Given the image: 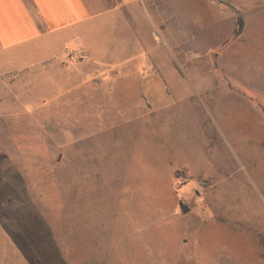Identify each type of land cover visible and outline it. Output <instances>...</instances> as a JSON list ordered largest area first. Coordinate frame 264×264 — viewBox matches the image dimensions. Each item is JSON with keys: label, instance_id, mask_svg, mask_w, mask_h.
I'll return each instance as SVG.
<instances>
[{"label": "rangeland", "instance_id": "374dc122", "mask_svg": "<svg viewBox=\"0 0 264 264\" xmlns=\"http://www.w3.org/2000/svg\"><path fill=\"white\" fill-rule=\"evenodd\" d=\"M122 1L107 60L0 75V172L20 189L0 194V264L150 263L183 240L226 264L264 240V0ZM114 43L151 61L125 74Z\"/></svg>", "mask_w": 264, "mask_h": 264}, {"label": "crops", "instance_id": "0c3cea01", "mask_svg": "<svg viewBox=\"0 0 264 264\" xmlns=\"http://www.w3.org/2000/svg\"><path fill=\"white\" fill-rule=\"evenodd\" d=\"M93 1L100 7L98 12L91 11V0H0V75L71 54L84 56L91 62L107 60L109 43L111 46L118 40L115 36L116 24L111 23L112 17L118 10L125 9V5L122 0H113L115 4L111 0ZM113 48L115 57L112 56L111 60L115 58L120 62L119 67L123 68L125 74L128 72L123 66H128L133 58L140 59V66L144 58L151 61L152 52L149 53L148 48L141 56L136 55L138 52L135 51L125 52L124 47L117 43ZM140 88L148 87L141 83ZM91 100H94L92 95ZM36 110L28 109L31 113ZM1 149L6 150L4 147ZM18 192L20 189H17L15 175L9 172V167L3 168L0 172L3 200H10ZM190 213L191 209L185 215ZM187 243L183 240L180 251L169 260L160 257L162 260L143 262L140 258L151 257L153 253L135 250L131 257L119 258L113 253L105 258L104 264H220L217 252L208 254L202 251V247H188ZM257 245L255 250L247 249V258L238 261L229 256L226 264L230 263L229 260L236 264H264V240H257ZM245 259L247 262L243 263Z\"/></svg>", "mask_w": 264, "mask_h": 264}, {"label": "trees", "instance_id": "16d2710c", "mask_svg": "<svg viewBox=\"0 0 264 264\" xmlns=\"http://www.w3.org/2000/svg\"><path fill=\"white\" fill-rule=\"evenodd\" d=\"M242 28H243V21H242V18L238 17L237 18V28L236 30H234L233 32V35L236 37L238 35H240L241 31H242Z\"/></svg>", "mask_w": 264, "mask_h": 264}, {"label": "water", "instance_id": "95a60500", "mask_svg": "<svg viewBox=\"0 0 264 264\" xmlns=\"http://www.w3.org/2000/svg\"><path fill=\"white\" fill-rule=\"evenodd\" d=\"M178 206L183 215L187 214L190 211L189 207L183 202H179Z\"/></svg>", "mask_w": 264, "mask_h": 264}]
</instances>
